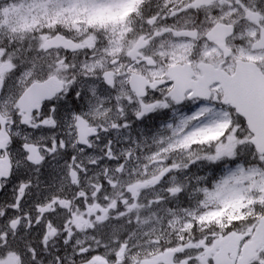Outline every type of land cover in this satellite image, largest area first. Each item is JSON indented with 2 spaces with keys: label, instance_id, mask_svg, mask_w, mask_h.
<instances>
[{
  "label": "snow or ice",
  "instance_id": "snow-or-ice-1",
  "mask_svg": "<svg viewBox=\"0 0 264 264\" xmlns=\"http://www.w3.org/2000/svg\"><path fill=\"white\" fill-rule=\"evenodd\" d=\"M0 264H264V0H0Z\"/></svg>",
  "mask_w": 264,
  "mask_h": 264
}]
</instances>
